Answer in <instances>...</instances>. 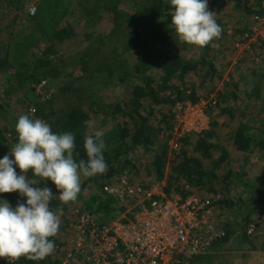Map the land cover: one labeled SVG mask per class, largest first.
I'll use <instances>...</instances> for the list:
<instances>
[{"label":"trees","instance_id":"trees-1","mask_svg":"<svg viewBox=\"0 0 264 264\" xmlns=\"http://www.w3.org/2000/svg\"><path fill=\"white\" fill-rule=\"evenodd\" d=\"M18 1L10 0L9 4ZM77 1L79 0H42L34 16H31L35 26L23 38L8 42L6 59L13 55L20 59L21 51L19 65L26 67L29 61L26 58V43L29 38L33 39V45L41 40L47 41L48 45L42 49L44 54L57 43L73 36L75 32L72 23L62 24L60 20L61 15L74 9L73 5ZM120 2L121 0L80 1L85 23L91 22L89 19L93 20L94 15H99L100 9H105L107 19L103 17L101 20L104 19L119 29L113 35L108 34V61L97 66L96 71L89 70V64L85 66L89 86L86 93L81 92L82 86L75 79L65 82L59 88L63 94L73 93L76 99L66 107H61L60 111L49 108L44 112L43 103L33 93L35 85L42 78L59 75L58 69L50 65L49 59L36 56L31 68L14 71L16 75L20 74V82L28 84L29 98L37 106L36 118L50 124L54 132L74 133L75 151L79 153L77 159H87L83 148L84 138L96 131L87 130L88 124L85 121L93 118L99 121L98 126L105 141L104 158L108 169L102 175L81 178V191L77 199L81 203L82 212L105 219L116 210L114 199L104 188L112 178L123 172L134 175L138 166L132 153L143 151L150 156L148 173L156 175L167 195L182 198L189 194L200 198L217 196L213 201L218 202L217 209L221 207L230 212L256 202L255 208L260 209L259 216L263 218L254 219L258 220L254 224L248 220L247 213L245 222L247 220V223L255 225L254 236L263 240L261 246L264 248V174H256L252 184L240 179L244 171H237L233 166L227 167L232 151L240 153L243 160L256 157L264 161V95L258 96L259 86L256 84L253 88L241 89L244 87L240 82L251 75L248 71L240 75H228L220 88L216 89V84H212L215 77H221L220 58L223 51H231L236 44L248 41V46L242 49L243 54H249L250 50L251 53L258 50L264 52V34L253 31V26L260 23L259 17H264L263 0H208V7L214 12L222 33L209 45L197 47L198 53L190 58L165 49L175 32L170 26L169 0H130L124 8H120ZM230 35L234 37L232 43L227 41ZM12 42L14 47L11 46ZM119 45L132 51L136 60L134 64L110 60L113 51L116 52L114 57L117 56L116 49ZM183 45L187 44L183 42ZM248 54H245L246 57L253 60ZM240 55L236 57V61L241 66L246 57L243 63ZM258 57L262 59L264 54H258ZM2 61L0 57V63ZM91 65L93 69L94 65ZM189 74L196 78L187 79ZM118 82H122L123 86L120 99L108 101L99 95L101 89L116 86ZM251 98H254L252 109H257V113L249 118L246 113L251 108L248 103ZM203 100H206V112L209 116L207 128L198 132L175 134L174 147L170 149L167 144L170 134L162 133L172 129L173 114L179 108L178 105L184 106L187 101L195 104ZM52 104L54 105L53 102ZM233 123H236L233 130L225 132V126ZM1 136L3 148L11 147L4 138L5 134L2 133ZM12 139H17V136L14 135ZM219 168L220 175L216 172ZM28 173L31 177L30 170ZM45 184L57 194L58 190L51 181L38 186ZM0 196L6 198L13 207L18 201L23 202L16 192L0 193ZM49 207L53 211L62 210L58 213L61 218L60 229L52 238L55 241L54 253L43 260L21 257L15 264H61L65 249L71 244L67 243V237L70 233L73 234L78 216L75 214L73 217L74 212L70 213L72 207L61 202L58 196L50 201ZM222 229L224 235L215 240L211 247L227 241L230 232L228 221ZM242 235L245 236V233ZM208 251L190 255L189 262L203 264ZM0 264H8V261L0 258Z\"/></svg>","mask_w":264,"mask_h":264},{"label":"rangeland","instance_id":"rangeland-1","mask_svg":"<svg viewBox=\"0 0 264 264\" xmlns=\"http://www.w3.org/2000/svg\"><path fill=\"white\" fill-rule=\"evenodd\" d=\"M80 1L75 2L74 9L69 10L66 15H61L62 24L72 23L74 35L68 39L63 40L60 43H57L54 48L48 49L47 52L43 54L42 49L44 46H47L48 43L46 40H41L40 42L33 45V39L29 38L26 43L27 48V64L26 67H21V51H19L20 59L14 55L11 58L6 59V51L8 48V42L17 41L24 37L34 26V20L31 16H34L37 8L42 3V0H19L15 4H9L10 0H0V57L3 59L0 63V137L2 133L5 134L6 138L11 145L7 149L3 148L0 141V157H3L6 153L11 152L13 145L17 142V139H12L14 135L17 136L15 132V124L19 116L23 114H29L33 118H36L37 106H35L34 101H31L28 93V84L25 82H20V74L16 75L14 71L20 69H29L32 67L35 61L36 56H43V59H49L50 65L58 69L59 75L56 77H49L48 79L42 78L36 85L34 94L37 95V100L43 103L44 112L49 108H53L55 111H60L61 107H66L71 102L75 101V96L71 92L63 94L59 89L64 85L65 82L75 79L81 88V92H87V78L85 76L86 69L85 66L88 65V69L96 71L97 66H100L104 62L108 61V47L110 46L109 36L113 35L115 31H118V27L113 26V24L107 23L104 19H107V12L105 9L99 10V15H94V19L91 22H86L84 19L83 10L80 6ZM130 0H121L119 3L120 8L127 6V3ZM264 5V0H263ZM130 6V5H129ZM260 23H257L255 26L258 27L257 31H264V17H259ZM38 23V22H37ZM254 26V27H255ZM110 35L108 36V34ZM255 34L253 35V38ZM234 37L230 35L228 42L232 43ZM108 42V44H106ZM180 42V43H179ZM45 43V44H44ZM103 43V44H102ZM257 45V44H256ZM259 45V44H258ZM14 44L12 42V45ZM248 46V41L242 44H236L235 48H232L231 51H223V54L220 58L222 62L221 77L214 78L212 84H216V89L220 88L223 85V79L227 78L228 75L244 74L245 71L249 72L251 75H247L243 81L240 82V85L243 86V89L253 88L254 85L259 86V95H264V58H257L258 54H264L263 51L258 50L257 52L245 53L252 57L253 60L246 57L243 54L242 49ZM22 47V46H21ZM40 47V48H39ZM233 47V46H232ZM165 49L170 53H180L184 57H193L195 56L199 49L197 46L193 45H183V42L178 39L176 33L174 32L171 36V41L165 45ZM118 51L117 56L114 57L116 52L113 51L110 60L112 61H121L123 64H134L135 57L129 48H123L119 45L116 49ZM241 53V55H240ZM241 56L242 61L245 63L239 65L236 61V57ZM257 59V60H256ZM260 61V62H257ZM263 62V63H262ZM259 63V64H258ZM94 65L92 69V65ZM254 71V73L252 72ZM247 72V73H248ZM196 78L195 75L189 74L187 79ZM129 81V79H126ZM180 81H178L179 83ZM184 85V84H183ZM123 86L122 82L116 83V86H109L107 89H101L98 93L103 97L107 98L108 101L114 99H120ZM243 93V91H241ZM244 97V96H242ZM205 101L191 104L189 101L182 105H178L179 108H176V111L173 114V126L170 131L162 133V135L170 134L167 144L170 149L174 147L173 136L175 134H182L186 131H195L201 129L204 124L202 116L208 118L206 112ZM243 103L245 99L242 100ZM54 103V105L52 104ZM252 102L254 98L248 100L251 108L247 111V117H254L257 113V109H252ZM247 103V101H246ZM31 109H35L34 112H30ZM43 120V119H42ZM44 121V120H43ZM87 130L100 131L98 126V120L93 118L90 120ZM236 123L226 125L224 131H232ZM227 127V128H226ZM194 129V130H193ZM224 139V138H223ZM225 140V139H224ZM226 141V140H225ZM4 149V151L2 150ZM132 158L135 160L136 165L138 166L137 172L132 175L137 179L143 181H149L150 183L156 184L159 183V190H161L162 182L158 181L155 174L148 173V164L150 156L146 152H135L132 153ZM233 166V169L237 171L241 169L244 171V175L240 178L247 183L254 184L256 179V174H264V161L256 157H250L243 160L240 153L231 152L230 161L227 167ZM19 173V169H17ZM216 172L221 174L220 168L216 169ZM223 174L221 175V177ZM27 178H30V174H26ZM82 181V179H81ZM238 181V179H237ZM81 183V182H80ZM240 183H238L239 185ZM157 185V184H156ZM242 187V186H241ZM58 194V192H57ZM246 197H248L246 195ZM213 199V196L210 197ZM24 200V198H22ZM212 201L215 209L213 214L208 216L207 219L211 221L217 229H221L225 225L226 221L230 224V232L228 234L227 241L221 242L219 244H214L209 248L208 256L204 260L203 264H257V262H264V248L261 246L263 240L255 237L253 229L252 232H248V227L250 222H245V215L249 213L248 220L257 224V221L254 219L263 218L260 214V209L255 208L256 202H250L248 207L241 206L240 210L236 211H227L221 207L217 209V203ZM68 205L72 207L70 213L74 212L73 217L76 215L79 216L83 213L81 208V203L76 199L73 202H69ZM254 205V206H253ZM264 206V203L262 204ZM116 211L114 210L108 218L113 217ZM76 214V215H75ZM101 218V217H99ZM252 219V220H251ZM246 223V225H244ZM256 228V227H254ZM245 233V236L242 235ZM73 234L67 237V243L72 240ZM62 260V261H61ZM61 264H63V259H61ZM67 264H88L85 261L80 259L76 260L73 263Z\"/></svg>","mask_w":264,"mask_h":264},{"label":"clouds","instance_id":"clouds-1","mask_svg":"<svg viewBox=\"0 0 264 264\" xmlns=\"http://www.w3.org/2000/svg\"><path fill=\"white\" fill-rule=\"evenodd\" d=\"M169 3L170 26L180 41L203 48L221 36L222 28L208 7V0ZM15 132L17 142L11 152L0 157V193L16 192L26 199L13 207L0 196V258H6L8 264H15L21 257L43 260L52 255V238L60 229L58 213L62 210H51L50 201L57 196L63 203L75 201L82 177L102 175L108 169L101 131L85 136L87 159H77L74 133L54 132L50 124L27 113L18 117ZM29 170L31 177L27 178ZM46 181H51L58 195L46 184L38 186Z\"/></svg>","mask_w":264,"mask_h":264},{"label":"built area","instance_id":"built-area-1","mask_svg":"<svg viewBox=\"0 0 264 264\" xmlns=\"http://www.w3.org/2000/svg\"><path fill=\"white\" fill-rule=\"evenodd\" d=\"M202 118L204 124L195 132L207 128L208 118ZM156 184L127 172L112 178L104 191L114 199L116 213L105 219L81 213L62 263L191 264L190 255L207 252L224 235L207 219L215 209L212 198L167 195ZM254 226L250 223L248 232Z\"/></svg>","mask_w":264,"mask_h":264}]
</instances>
